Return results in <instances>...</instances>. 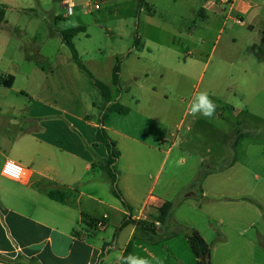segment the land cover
Masks as SVG:
<instances>
[{
  "label": "rangeland",
  "instance_id": "rangeland-1",
  "mask_svg": "<svg viewBox=\"0 0 264 264\" xmlns=\"http://www.w3.org/2000/svg\"><path fill=\"white\" fill-rule=\"evenodd\" d=\"M63 1L0 0V12L4 11V19H0V74L18 72L19 63L48 66L54 56L69 54L59 32L79 26L86 28L73 39L80 59L88 68L100 71L96 78L110 85L114 97L118 94L110 71L120 60V103L130 112L112 114L110 126L115 132L120 129L127 137L147 142V146L125 139L131 149H122V163L134 162L135 170L121 175L116 166L119 180L133 186L139 198L151 188L154 195L161 194L165 187L174 199L162 235L168 229L177 234L165 251L161 249L165 239L153 244L155 258L140 249L134 254L151 264H198L185 239L196 230L210 248L212 264H264V0H230L250 5L243 17L229 11L221 0H101L97 10L88 6L93 0H72L75 8L69 16H64ZM237 18L243 23L237 24ZM137 35L139 47H135ZM23 69L13 89L0 84L5 115L0 118V141L4 132L8 131L10 138L18 134L17 128L7 127L3 120L11 116L8 105L23 108L33 103L20 92L21 88L30 90ZM200 91L208 92L217 105L210 119L189 113L193 96ZM216 114L221 115L220 120ZM15 116L21 123L16 141L20 143L25 139L26 111ZM193 118L204 122L196 124ZM239 131L244 137L235 152L229 149L226 154L225 138L232 142ZM115 132L113 136L120 140ZM219 134H223V142ZM180 136L196 142L192 146L180 142ZM207 148L212 150L206 155L213 170L206 182L210 197L202 199L196 192L184 199L185 186L192 180L194 152ZM4 153L15 157L1 151L0 170ZM225 155L226 161L218 163L217 158L222 161ZM232 159L236 162L230 169L227 165ZM100 175L108 181L103 171ZM118 187L122 193L119 182ZM1 190H16L25 197L18 184L0 175V197ZM5 200L17 202L19 198ZM128 204L132 212L139 213L142 203ZM125 211L120 200L113 207L97 209L96 220L105 215L109 218L107 230L96 232L97 243L113 239ZM128 236V228L119 233L111 260L125 247ZM141 240L136 235L133 246Z\"/></svg>",
  "mask_w": 264,
  "mask_h": 264
},
{
  "label": "crops",
  "instance_id": "crops-1",
  "mask_svg": "<svg viewBox=\"0 0 264 264\" xmlns=\"http://www.w3.org/2000/svg\"><path fill=\"white\" fill-rule=\"evenodd\" d=\"M210 7L212 8L213 5ZM228 7L229 11L235 12L238 17L248 14L250 9V5L235 2H232ZM140 45L141 41L135 47ZM26 58L30 60L29 57ZM26 58L21 61H27ZM50 62L48 66L36 64L33 67H26L19 63L17 65L18 72L0 74V84L4 88L13 89L17 83L18 73L23 69L22 66H25L22 73L27 78L30 90L21 88L20 92L29 100H33L32 104L23 108L8 105L6 110L11 113V116L3 119L6 121L7 127L17 128L18 133L10 138L7 131L1 138L0 152L9 151L15 156L11 157L4 153L3 165L7 160H13L24 166L27 171L24 182H15L25 193V197L17 194L16 190H1L0 264H34L30 262V259H35L39 264H117L116 258L110 259L115 244L107 248V254L103 261L98 263L104 245L111 244L113 239L103 244L97 243L95 235L98 231L90 224L92 219H96L95 213L101 205L113 207L118 200L112 194L110 180L101 179L100 171L102 170L98 166V163L107 157L106 148L104 150L101 147L103 145L96 142L95 136L104 100L87 75L72 60L71 52L64 56L56 55ZM113 68L114 66L110 71L111 84ZM89 71L95 78L100 77L98 76L100 71L98 72L94 68L93 70L90 68ZM9 77H13V83L7 87L2 84L1 80H9ZM121 77L120 73V82ZM114 87L118 95L114 97L112 93L113 99L120 103L122 88ZM1 100L0 118H3L5 115ZM22 111H26L27 127L22 132L25 139L19 143L16 141L20 138L21 123L15 115ZM112 114L118 113H111L108 116L105 128L121 152L117 166L121 175L123 171L132 173L135 170L134 162L132 165L122 163V149H131L125 139L144 146H147V142L131 136L127 137L126 133L120 129L115 132L114 126H110L111 118L114 116ZM220 117V114H216L215 118L220 120ZM193 122L202 124L204 119L193 118ZM182 124L183 120L180 122L178 130ZM112 131L119 136L122 144L113 136ZM173 137L178 138V135L175 134ZM218 137L223 142V134H219ZM180 139V142L191 143V146L196 142V140L183 136H180ZM232 142L225 138L226 154L229 149L231 151ZM211 152L210 148L202 152H194L192 180L185 186L184 199L196 195V192L201 194L202 199L210 197L206 182L211 177L213 170L209 168L208 163L211 161L206 155ZM217 159L218 163L224 162L226 155L222 161L219 157ZM235 162L232 159L227 166L233 169ZM119 184L125 199L131 205L138 206L142 203L138 214L135 213L136 211L131 212V217L135 221L154 217L157 209L165 201L174 199V196H171L165 187H162L161 194L154 195V188H151L149 192L142 193V197L139 198L138 191L133 186L126 185L122 179L119 180ZM51 191L64 192L67 196L65 201L52 200L49 197ZM12 196L14 198H11ZM7 198H19V201L8 202L5 200ZM128 215L129 213L125 211L123 220ZM108 219L107 216L106 227L102 229L103 231H106L109 226ZM174 222L181 223V220L175 219ZM84 223L88 225L87 228H82ZM155 224L159 236L155 235L151 241L146 240L136 230L135 225L129 224L124 227L121 231L128 228L129 236L127 244L120 250L119 256L123 255L125 248L136 235H140L142 240L139 244H134L131 254H134L136 249H140L144 254L155 258L151 251L155 249L153 244L161 242L159 239H165L161 247L162 251L168 249L169 242L177 237L176 232L168 229L163 236L165 225L161 226L159 222H155ZM246 231L247 229L242 232L246 233ZM185 239L187 240L186 236ZM172 257H174L173 254ZM210 263L212 264L211 261Z\"/></svg>",
  "mask_w": 264,
  "mask_h": 264
},
{
  "label": "trees",
  "instance_id": "trees-1",
  "mask_svg": "<svg viewBox=\"0 0 264 264\" xmlns=\"http://www.w3.org/2000/svg\"><path fill=\"white\" fill-rule=\"evenodd\" d=\"M141 4L142 2H140V6ZM3 16H4V11H1L0 12L1 20L3 19ZM85 31H86L85 27L79 26V27L60 31L59 34L62 37V42L69 48L72 54V60L76 63L78 68L87 75V77L90 79L94 87L98 89V91L100 92L104 100V105L101 108V115L99 118V126L96 130L95 136H96V142L98 144H102L106 148L107 157L104 161L98 163V166L110 180L112 194L118 200L121 201L123 207L129 213V215L126 216L124 220L122 221L120 227L116 229L111 244L104 245L102 254L100 255L99 261H98V263H101L103 261L104 256L107 254V248L115 244V240L119 232L124 227L128 226L129 224L135 225L136 230L146 240L148 241L153 240L154 236L157 235V225L155 224V222H159L161 226H164L167 224L168 219L173 209V203L171 201H165L157 209L156 215L154 217H151L150 219H146V220L140 219L138 221H135L132 219L131 207L118 187L119 172L117 171L116 166L121 157V152L117 146V143L109 136L105 128L108 116L111 113H118V114L126 115L129 113V108L122 105L118 101H114L110 85H108L107 83L101 80L96 79L93 76V74L89 71V69L84 65L82 60L80 59L78 51L75 48L73 39L76 36H78L80 33H84ZM139 42H140V37L137 35L135 45L137 46ZM120 73H121L120 60L118 59L116 62V65L113 68V72H112V85L116 87H120ZM1 82L5 86L9 87L13 83V77H9V80L2 79ZM243 137L244 135L241 133V131L237 132L235 139L230 145L232 152H235L239 141ZM49 197L52 200H55L58 202H64L67 196L64 192L51 191L49 193ZM96 221H97L96 219L95 220L92 219L90 221V224L94 226ZM186 238H187L188 244L193 254L198 259V264H211L210 263V248L208 244L206 243V241L204 240V238L200 235V233L196 230H192L190 233L187 234ZM132 248H133V244L132 242H130L125 248L122 257L128 256L132 252ZM30 262L34 264H39L35 259H30Z\"/></svg>",
  "mask_w": 264,
  "mask_h": 264
},
{
  "label": "clouds",
  "instance_id": "clouds-1",
  "mask_svg": "<svg viewBox=\"0 0 264 264\" xmlns=\"http://www.w3.org/2000/svg\"><path fill=\"white\" fill-rule=\"evenodd\" d=\"M72 5L69 4V14H72ZM217 105L206 91H200L193 96L190 104L189 113L192 116L201 115L205 118H212L216 113ZM25 169L13 160L6 161L4 168L0 170V175L9 177L14 181H20L24 175ZM118 264H151V261L145 257L135 254H129L126 257L117 256Z\"/></svg>",
  "mask_w": 264,
  "mask_h": 264
},
{
  "label": "built area",
  "instance_id": "built-area-1",
  "mask_svg": "<svg viewBox=\"0 0 264 264\" xmlns=\"http://www.w3.org/2000/svg\"><path fill=\"white\" fill-rule=\"evenodd\" d=\"M94 1V4L92 5L91 3H89V7H91L90 8V10L93 8V9H99L100 8V1L101 0H93ZM222 4H225V5H230L232 2L230 1V0H221L220 1ZM71 3V5L73 6L72 7V14L74 13V8H75V4H74V2L72 1V0H66V1H63L62 2V7H64V9H65V14H64V16H69L70 14H69V4ZM235 22L237 23V24H242L243 23V21L241 20V18H237L236 20H235ZM8 161V160H7ZM6 163V162H5ZM5 163H4V165H5ZM18 163V162H17ZM18 164H20V163H18ZM4 165H3V167H2V169L4 168ZM21 165V164H20ZM22 166V165H21ZM24 169H25V167L24 166H22ZM1 169V170H2ZM26 169H25V172H24V175H23V177H22V179L20 180V181H14V180H12V179H10L9 177H5V176H3V177H5V178H7V179H9V180H11V181H14V182H18V183H22V182H24L25 181V179H26ZM107 219V216L105 215L104 217H103V219L102 220H97L96 222H95V225H94V227L98 230H102V229H104L105 227H106V220Z\"/></svg>",
  "mask_w": 264,
  "mask_h": 264
},
{
  "label": "water",
  "instance_id": "water-1",
  "mask_svg": "<svg viewBox=\"0 0 264 264\" xmlns=\"http://www.w3.org/2000/svg\"><path fill=\"white\" fill-rule=\"evenodd\" d=\"M203 260H204V258H203Z\"/></svg>",
  "mask_w": 264,
  "mask_h": 264
}]
</instances>
